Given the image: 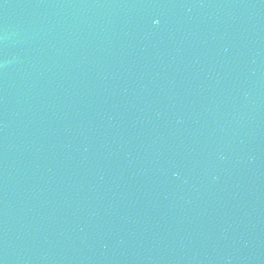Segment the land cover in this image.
Returning <instances> with one entry per match:
<instances>
[{
    "label": "water",
    "instance_id": "water-1",
    "mask_svg": "<svg viewBox=\"0 0 264 264\" xmlns=\"http://www.w3.org/2000/svg\"><path fill=\"white\" fill-rule=\"evenodd\" d=\"M0 264H264V0H0Z\"/></svg>",
    "mask_w": 264,
    "mask_h": 264
}]
</instances>
